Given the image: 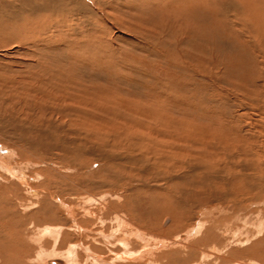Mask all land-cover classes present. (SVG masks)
<instances>
[{"label": "rangeland", "instance_id": "rangeland-1", "mask_svg": "<svg viewBox=\"0 0 264 264\" xmlns=\"http://www.w3.org/2000/svg\"><path fill=\"white\" fill-rule=\"evenodd\" d=\"M91 1L0 0V153L27 184L0 171V264H69L53 252L71 248L120 264L144 239L155 255L132 264H264L261 15L240 0ZM237 10L249 38L226 23ZM30 192L75 204L81 230L37 242L74 219H40Z\"/></svg>", "mask_w": 264, "mask_h": 264}, {"label": "bare ground", "instance_id": "bare-ground-1", "mask_svg": "<svg viewBox=\"0 0 264 264\" xmlns=\"http://www.w3.org/2000/svg\"><path fill=\"white\" fill-rule=\"evenodd\" d=\"M35 1H37V0H35ZM56 1V0H55ZM55 1L54 0H50V3H55ZM89 2H92L91 0H88ZM107 1V0H106ZM106 1L104 0V3H106ZM109 1V0H108ZM117 1V0H116ZM115 1V2H116ZM130 1V0H129ZM128 1V2H129ZM151 1V0H150ZM155 1V0H154ZM154 1H153V3H154ZM163 1V0H162ZM172 1V0H171ZM212 2H213V0H211ZM215 1V0H214ZM259 1V0H258ZM23 2H24V0H23ZM115 2H113V3H115ZM164 2V1H163ZM185 8L186 7H188L189 6V3H191L192 5H195V6H197L198 5V7L202 10V6H204V0H185ZM207 2V1H206ZM240 2H242L243 4H244V7L245 8H249V10H248V12H247V15H248V17L251 19V21H253V22H256V21H258L257 20V18L259 17L258 15L260 14L261 15V22H262V25L264 26V8H263V10H261L262 8H260V4H259V2H257V1H255V0H240ZM256 2H257V4H259V10H258V8H257V4H256ZM38 4H40L39 2H37ZM75 3H77V1H75ZM104 3H102V4H104ZM134 3V2H133ZM207 3H209V2H207ZM211 3V2H210ZM209 3V4H210ZM223 3V2H222ZM37 4V5H38ZM42 4V3H41ZM49 4V3H48ZM112 4V3H111ZM118 4H121V3H118ZM123 4V3H122ZM134 4H136V3H134ZM47 5V4H46ZM79 6H81L80 5V3L78 4ZM100 5V4H99ZM127 5V4H126ZM160 5H161V3H160ZM163 5H165V3L163 4ZM168 5V4H167ZM174 5V4H173ZM17 6V5H16ZM50 6H51V4H50ZM53 6V5H52ZM52 6H51V8H52ZM79 6H78V8L77 9H79ZM125 6V5H124ZM135 6V5H134ZM156 6H157V4H156ZM155 6V7H156ZM170 6V5H169ZM222 6V5H221ZM261 6H264V0H262L261 1ZM37 7H39V6H37ZM103 7H105V6H103ZM120 7V6H119ZM122 7V6H121ZM130 7V6H129ZM163 7V6H162ZM166 7V6H165ZM209 7H211V6H209ZM208 7V5H207V7L206 8H209ZM43 8H44V6H43ZM49 8V7H48ZM88 8H90V7H88ZM152 8V7H151ZM158 8V7H157ZM198 8V9H199ZM216 8V7H215ZM100 9V8H99ZM154 8H152V10H153ZM210 9V8H209ZM232 9V8H231ZM37 10V9H36ZM80 10H82V8H80ZM80 10H78L77 12H82V11H80ZM88 10V9H87ZM154 10H156V8L154 9ZM158 10H159V8H158ZM230 10V9H229ZM229 10H227V11H229ZM234 9H232L231 11H233ZM85 11V10H84ZM238 12H236L237 14H234V15H232V16H230L229 15V13L228 14H225V19H227L226 20V23L227 24H232V25H237L239 28H240V26H241V28H245L246 29V32H243L244 33V36L245 37H250L249 35H251V33L252 32H250V29H251V27H250V25L247 23V21L245 20V19H247V18H243L242 16H240V13H239V10H237ZM33 12V11H32ZM35 12V11H34ZM76 12V11H75ZM86 12V11H85ZM84 12V13H85ZM107 12V11H106ZM234 13V12H233ZM35 15V14H34ZM85 15V14H84ZM220 16V15H219ZM87 17V16H86ZM29 18V17H28ZM27 18V19H28ZM224 18V17H223ZM80 20V19H79ZM86 20V19H85ZM215 20V19H214ZM81 21V20H80ZM89 21V20H88ZM87 21V22H88ZM220 21H223V20H220ZM215 22V21H214ZM249 22V21H248ZM84 23V22H83ZM89 23V22H88ZM222 23V22H221ZM224 24V23H223ZM251 24V23H250ZM85 25V24H84ZM236 25L234 26V27H236ZM252 26V25H251ZM56 27V26H55ZM86 27V26H85ZM89 27H90V25H89ZM225 27V25H223V28ZM229 27V26H228ZM228 27H226V29L228 28ZM232 28H233V26H232ZM238 28V29H239ZM93 29V28H92ZM225 29V28H224ZM228 29H230V27L228 28ZM234 29V28H233ZM233 29H232V31H233ZM91 31V30H90ZM89 31H87V33H88ZM93 31H91V33H92ZM86 33V34H87ZM226 33V32H225ZM231 33V32H230ZM233 33H235V35H236V33L237 32H233ZM241 33V32H240ZM105 34V33H104ZM227 34H228V31H227ZM231 35H234V34H231ZM234 35V36H235ZM241 35H243V34H241ZM230 36V35H229ZM243 36V37H244ZM236 38H237V36H236ZM252 38V37H251ZM255 38V37H254ZM247 39V38H246ZM245 39V40H246ZM253 39V38H252ZM256 39V38H255ZM239 40H240V38H239ZM254 40V39H253ZM241 42H242V40H241ZM249 42V41H248ZM260 42V41H259ZM242 43H244V41L242 42ZM247 43V42H246ZM246 43H245V46H247L246 45ZM250 43V42H249ZM253 43H255V42H253ZM260 46V45H259ZM250 48H251V45H250ZM252 49V48H251ZM260 49V48H259ZM254 50V49H253ZM261 50V49H260ZM255 52V51H254ZM261 52H262V50H261ZM264 55V54H263ZM264 71V70H263ZM222 95V94H221ZM255 101V100H254ZM257 101V100H256ZM262 103V102H261ZM255 104V103H254ZM264 106V105H263ZM260 108H262V106L260 107ZM264 108V107H263ZM264 116V115H263ZM12 120V119H11ZM14 122V121H13ZM39 124V123H38ZM30 126V125H29ZM31 126H33V125H31ZM38 129V128H37ZM66 130V129H65ZM36 131V130H35ZM57 146V145H56ZM252 151V150H251ZM3 152H4V150H3ZM250 153V152H249ZM4 154H6V155H4ZM4 154H1L0 153V171H4V173L6 174V176H9L10 178L9 179H11V177L13 178V179H16V180H20V182L21 183H19V185L20 184H22L23 186L24 185H27L26 184V177L24 176V177H20V176H18L17 175V171L18 170H16V168L13 166V164L11 163V161H10V159H8V152L7 153H4ZM250 154H253V153H250ZM249 154V155H250ZM255 154V153H254ZM257 154V153H256ZM25 164V163H24ZM17 167V166H16ZM26 168V167H25ZM22 171V170H21ZM20 171V172H21ZM3 173V172H2ZM5 174H3V176L5 175ZM24 174V173H23ZM22 174V175H23ZM27 175V174H26ZM36 175H37V173H36ZM245 176H247V175H245ZM20 177V178H19ZM263 178V177H262ZM5 179V178H4ZM7 179V178H6ZM29 178H27V180H28ZM32 180V179H31ZM8 181V180H7ZM260 181V180H259ZM3 183H6L5 181H2ZM13 182V181H12ZM261 182H263V181H261ZM16 183V182H15ZM248 183V182H247ZM43 184V183H42ZM13 185V184H12ZM16 185H18V184H16ZM29 185V184H28ZM48 186V185H47ZM20 187H22L21 185H20ZM25 187V186H24ZM24 187H22V188H24ZM30 188V187H29ZM38 188H39V186H38ZM21 189V188H20ZM27 191V190H26ZM43 191V190H42ZM41 191V192H42ZM37 192V191H36ZM40 192V191H39ZM45 192V191H44ZM31 194H35V192H30ZM29 193V194H30ZM33 194V195H34ZM42 194H43V192H42ZM216 194V193H215ZM11 195V194H10ZM33 195H31L32 197H33ZM12 196V195H11ZM30 196V195H29ZM30 196V197H31ZM35 197H37L38 198V200L40 201L39 203H38V210H37V213L39 214V218L40 219H42L41 218V216H49V215H51L50 213H54L55 215H54V218L55 219H57V220H62L63 219V215L62 214H64V212L63 211H66L65 212V215L67 214L68 216H70L72 219H74V220H71V221H67L65 224H61V225H45L43 228H42V226H41V228H38V232L36 233V238H35V240L37 241V242H40V241H42L45 237H48L50 234H54L55 236H53L54 238V241H56V244H57V242H58V240L60 239V238H62L63 237V234H64V229H66L67 227L66 226H68V228L69 227H73L74 225H77L78 224V221H77V216H76V210L75 211H73L72 212V209H74V207L76 208V205L75 204H70V203H64L62 200H58L59 198H57V196H51V199H48V200H52L53 199V201H54V199L56 200L55 202L57 203L56 205H55V203H50V201H48L46 198H48V197H42V196H39V195H37V194H35ZM50 197V196H49ZM9 198V197H8ZM57 198V199H56ZM89 200H91V201H93V200H95V201H97L96 200V198L95 197H93V198H91L90 197V195H89ZM217 198V197H216ZM10 199V198H9ZM8 199V200H9ZM191 199V198H190ZM11 200V199H10ZM64 200V199H63ZM255 200V199H254ZM44 201H48L49 202V206H51L52 208H55L56 210L55 211H53V212H50V208L48 207V205H47V203L44 205ZM87 202L86 203H88V199L86 200ZM252 201V200H251ZM258 202V201H257ZM13 203V202H12ZM20 203V202H19ZM43 203V204H42ZM252 203H254V202H252ZM264 203V202H263ZM15 204V203H14ZM21 204V203H20ZM19 204V205H20ZM23 204V203H22ZM40 204H42V205H40ZM35 205V204H34ZM81 205V204H80ZM8 206V205H7ZM10 206V205H9ZM12 206V205H11ZM20 206H23V205H20ZM83 206H85V205H83ZM13 207H14V205H13ZM81 207V206H80ZM87 207V206H86ZM23 208V207H22ZM25 208V207H24ZM27 208V207H26ZM51 208V209H52ZM7 209H9V208H7ZM13 209V208H12ZM11 209V210H12ZM15 209V208H14ZM78 209V208H77ZM11 210H9L10 212H11ZM27 210V209H26ZM84 210H86V211H88V209L86 208V209H84ZM13 212V211H12ZM23 212H24V210H23ZM63 212V213H62ZM89 212V211H88ZM20 213H22V212H20ZM62 213V214H61ZM13 214V213H12ZM16 214H18L17 212H16ZM10 215V214H9ZM84 215H87V216H89L90 215V212L87 214H85L84 213ZM12 216V215H11ZM15 216V215H14ZM17 216V215H16ZM20 216V215H19ZM67 216V217H68ZM66 217V218H67ZM69 217V218H70ZM121 218V217H120ZM34 219V218H33ZM122 219V218H121ZM43 220V219H42ZM45 220H47V219H45ZM64 220V219H63ZM116 220H118L119 222H120V219L117 217L116 218ZM20 221V220H19ZM22 221V220H21ZM33 221V220H32ZM127 220L125 219L124 220V222H126ZM116 222V221H115ZM38 223V222H37ZM59 223V222H58ZM62 223V222H61ZM64 223V222H63ZM69 223V225H67ZM122 223H123V221H122ZM126 223H129V222H126ZM30 224H31V222H30ZM44 224V223H43ZM47 224H49L48 222H47ZM57 224V223H56ZM119 224H121V222L119 223ZM3 225V224H2ZM13 225V224H12ZM79 225V224H78ZM76 226V227H78V229L79 230H81V226L79 227V226ZM123 225H124V223H123ZM129 225V224H128ZM118 227H119V225H117ZM75 227V226H74ZM115 227V226H114ZM113 227V228H114ZM122 227H124V226H122ZM120 228V227H119ZM11 229V228H10ZM70 229V228H69ZM88 228H84V230H83V227H82V232L84 231H86V232H88V230H87ZM201 229V228H200ZM9 230V229H8ZM78 231V230H77ZM99 231V230H98ZM80 233H81V231H79ZM85 232V233H86ZM96 232V231H95ZM124 232H126L125 230H124ZM139 232V231H138ZM85 233H84V235H85ZM90 233V232H89ZM120 233H123V232H120ZM127 233V232H126ZM126 233H124V234H126ZM143 233V232H142ZM142 233H139V236H140V234H142ZM76 234H77V232H76ZM82 234V233H81ZM100 234V233H99ZM102 234V233H101ZM104 234V233H103ZM145 234V233H144ZM92 235V234H91ZM107 235V234H106ZM136 235H138L137 233H136ZM51 236V235H50ZM80 236V235H79ZM104 236V235H103ZM138 236V237H139ZM142 236H143V234H142ZM146 236H148V237H150L151 235H146ZM81 237H83V236H81ZM80 237V238H81ZM112 237V236H111ZM32 238V237H31ZM105 238V237H104ZM153 238V237H152ZM25 239V238H24ZM150 239V238H149ZM154 239H155V237H154ZM153 239V240H154ZM156 240V239H155ZM28 241V240H27ZM30 241V240H29ZM32 241V240H31ZM157 241V240H156ZM25 242V241H24ZM107 242V241H106ZM144 242L146 243L144 246H142V248H143V250H139V251H137V252H134V251H129L130 252V255L129 254H125L126 253V251H125V253H124V251H123V253H124V255L122 254L121 256L118 254V255H116L117 257H116V261L117 262H121L120 264H122V263H124V262H122V260H124V261H128L129 262V264H132V262H134V261H136V262H140V261H142L145 257H151L152 256V254H153V252H154V250L155 249H153V248H150V246H148V242H149V240L147 241V239H144ZM179 240H173L171 243L173 244V245H176V244H179ZM125 243V242H124ZM124 243H121V245H122V247L123 248H125V250H126V246L124 245ZM126 244H128V243H126ZM158 244V243H157ZM41 245H43V244H41ZM129 245V244H128ZM156 245V244H155ZM78 246V245H77ZM161 246V248H162V246H164V245H160ZM73 247V246H72ZM75 247V246H74ZM128 247V246H127ZM159 247V246H158ZM76 248V247H75ZM161 248H160V250H161ZM55 249V248H54ZM88 249V248H87ZM42 250V249H41ZM89 250V249H88ZM94 250V249H93ZM73 253H75L74 252V249L73 248H71L70 250H65L64 252L62 251V250H55L54 252H53V254H55L56 255V257L58 256H61V257H63L64 259H66L68 262H69V264H86V263H84V262H87V261H84V262H82V261H77V260H75V258H74V254ZM205 254V253H204ZM207 254V253H206ZM48 256L49 255V253H48V250L46 249L45 251H40L39 252V255H38V258L37 259H41V257H45V256ZM78 255V254H77ZM153 255H155V252H154V254ZM34 256V255H33ZM54 256V255H53ZM73 256V257H72ZM79 256V255H78ZM93 256V255H92ZM0 257H1V251H0ZM37 257V256H36ZM36 257H34V258H36ZM80 257V256H79ZM148 257V258H149ZM22 258V257H21ZM27 258V257H26ZM81 258V257H80ZM153 258V257H152ZM151 258V259H152ZM205 258V257H204ZM19 259V258H18ZM23 259V258H22ZM25 259V258H24ZM23 259V260H24ZM28 259H30L29 257L27 258V260ZM32 259H33V257H32ZM74 259V260H73ZM92 259V258H91ZM104 259V258H103ZM130 259H133V260H130ZM36 260V259H35ZM81 260V259H80ZM97 260H99L100 262H102V263H104L103 262V260H102V258H99V259H97ZM29 261V260H28ZM114 261V260H113ZM22 263H24L23 261H21ZM99 262V263H100ZM128 262H126V264L128 263ZM9 263H11V262H9ZM28 263V262H27ZM97 262L95 261V264H96ZM110 263H112V261L110 262ZM109 263V264H110ZM115 263V262H114ZM8 264V263H7ZM104 264H106V262L104 263ZM119 264V263H118ZM238 264V263H237ZM240 264H242V263H240Z\"/></svg>", "mask_w": 264, "mask_h": 264}]
</instances>
